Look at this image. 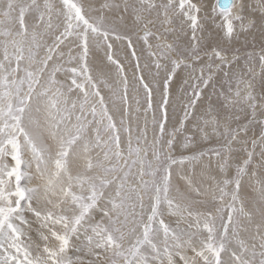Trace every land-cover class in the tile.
<instances>
[{
    "label": "snow or ice",
    "instance_id": "obj_1",
    "mask_svg": "<svg viewBox=\"0 0 264 264\" xmlns=\"http://www.w3.org/2000/svg\"><path fill=\"white\" fill-rule=\"evenodd\" d=\"M0 264H264V0H0Z\"/></svg>",
    "mask_w": 264,
    "mask_h": 264
}]
</instances>
